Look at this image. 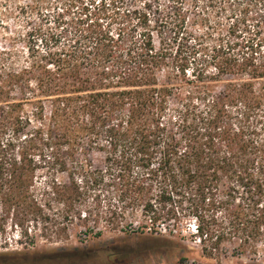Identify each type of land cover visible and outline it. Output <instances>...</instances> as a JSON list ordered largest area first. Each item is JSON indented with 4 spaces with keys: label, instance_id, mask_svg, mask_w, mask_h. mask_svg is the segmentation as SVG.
Here are the masks:
<instances>
[{
    "label": "trees",
    "instance_id": "trees-1",
    "mask_svg": "<svg viewBox=\"0 0 264 264\" xmlns=\"http://www.w3.org/2000/svg\"><path fill=\"white\" fill-rule=\"evenodd\" d=\"M185 1L158 5L157 24L182 32ZM149 9L135 10L145 28ZM151 31L124 46L81 28L62 50L0 53L1 235L53 241L76 216L91 231L140 210L141 229L193 217L205 243L264 245V33L185 99Z\"/></svg>",
    "mask_w": 264,
    "mask_h": 264
},
{
    "label": "rangeland",
    "instance_id": "rangeland-1",
    "mask_svg": "<svg viewBox=\"0 0 264 264\" xmlns=\"http://www.w3.org/2000/svg\"><path fill=\"white\" fill-rule=\"evenodd\" d=\"M146 1L151 4L148 28L138 24L135 13ZM171 4V0H0V53L16 51L14 57L24 61L33 49L62 50L81 28L115 40L122 32L126 46L151 29L162 80L187 99L202 88L222 60L247 50L245 45L256 29L264 33V0H186L179 33L156 22L163 18L157 6L169 10ZM257 113L252 120L264 128V108ZM101 159L97 155L94 163ZM83 218L76 216L61 238L40 237L34 244L9 228L6 235L0 234L1 243L8 242L0 248V264H264V245L241 249L233 241L205 243L193 217L141 229L139 210L118 227L105 220L96 226L91 222V231ZM99 231L101 235L96 234Z\"/></svg>",
    "mask_w": 264,
    "mask_h": 264
}]
</instances>
